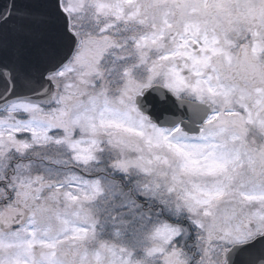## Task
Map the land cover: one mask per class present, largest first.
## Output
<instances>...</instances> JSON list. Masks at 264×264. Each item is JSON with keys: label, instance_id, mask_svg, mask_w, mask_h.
Masks as SVG:
<instances>
[{"label": "snow or ice", "instance_id": "6c2138e0", "mask_svg": "<svg viewBox=\"0 0 264 264\" xmlns=\"http://www.w3.org/2000/svg\"><path fill=\"white\" fill-rule=\"evenodd\" d=\"M0 264H264V0H0Z\"/></svg>", "mask_w": 264, "mask_h": 264}]
</instances>
